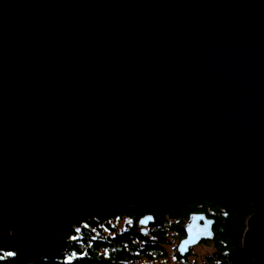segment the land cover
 Here are the masks:
<instances>
[{"label": "water", "instance_id": "obj_1", "mask_svg": "<svg viewBox=\"0 0 264 264\" xmlns=\"http://www.w3.org/2000/svg\"><path fill=\"white\" fill-rule=\"evenodd\" d=\"M196 197L248 204L264 264V0H0V243ZM212 226L191 214L178 256Z\"/></svg>", "mask_w": 264, "mask_h": 264}, {"label": "trees", "instance_id": "obj_2", "mask_svg": "<svg viewBox=\"0 0 264 264\" xmlns=\"http://www.w3.org/2000/svg\"><path fill=\"white\" fill-rule=\"evenodd\" d=\"M191 214L204 215L213 222V238L200 243L210 245L212 252L201 264H254L243 246L244 233L253 216L250 206L202 197L154 210L147 225L142 223L145 212L138 205L111 208L93 203L84 211L60 218L49 232L24 235L30 241H52L61 246L60 250L40 253L30 249L25 241L0 243V264H136L139 260L162 259L166 257L164 248L169 244V235L173 234L179 242L184 237L182 227ZM122 220L128 221L123 230L111 226ZM102 229L112 236H102ZM186 256L179 257L176 252L179 260Z\"/></svg>", "mask_w": 264, "mask_h": 264}, {"label": "rangeland", "instance_id": "obj_3", "mask_svg": "<svg viewBox=\"0 0 264 264\" xmlns=\"http://www.w3.org/2000/svg\"><path fill=\"white\" fill-rule=\"evenodd\" d=\"M127 222V220L114 221L111 223V226L114 227L117 231H120L124 229ZM9 233L11 235H14L11 231H9ZM101 233L104 237L112 236V233L106 229H102ZM169 236V244L164 248L166 252L165 258L156 259L153 261L139 260L136 262V264H201L204 260V257L212 252V248L210 245L197 244L189 249L190 253L186 256V258L179 260L176 258L178 239L173 234H170Z\"/></svg>", "mask_w": 264, "mask_h": 264}, {"label": "snow or ice", "instance_id": "obj_4", "mask_svg": "<svg viewBox=\"0 0 264 264\" xmlns=\"http://www.w3.org/2000/svg\"><path fill=\"white\" fill-rule=\"evenodd\" d=\"M9 255H11V254H9Z\"/></svg>", "mask_w": 264, "mask_h": 264}]
</instances>
